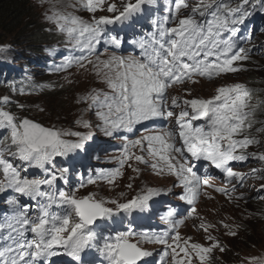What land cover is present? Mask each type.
Instances as JSON below:
<instances>
[{
    "label": "snow or ice",
    "instance_id": "1",
    "mask_svg": "<svg viewBox=\"0 0 264 264\" xmlns=\"http://www.w3.org/2000/svg\"><path fill=\"white\" fill-rule=\"evenodd\" d=\"M153 3L154 0H120L118 5L108 0H75L68 5L73 11L53 9L45 13V19L64 36L71 49L80 53L66 56L57 70L67 71L74 65L91 70L106 86V90L93 89L79 96L76 102L95 109L97 126L105 136H119L125 141L118 158L120 168L134 160L155 175L174 176L173 187L182 189L179 199L192 206L188 212L192 217L201 189L214 187L207 176L194 170L197 162H208L229 183L235 182L231 189L215 188L229 200L244 199L243 193L232 195L246 178L233 170L234 162H264V152L247 151L260 144L253 132L264 135V120L257 118L260 106L251 105L252 94L244 84L220 86L209 98L169 95L176 86L198 84L201 78L212 80L243 70L235 63L248 60V50L238 47L234 37L237 26L251 14L245 7L249 0H242L235 8L225 0H197L194 5L189 0H170L168 15L162 21H153L155 30L147 38L133 41L140 49L139 55L124 56L113 51L102 59L101 48L120 49L124 43L119 35L110 34L108 26L131 21ZM256 3L264 8V0ZM105 8L114 15H95ZM79 10L91 13V19L86 21L76 15ZM169 22L175 26L167 27ZM183 92L185 97L192 95L187 87ZM0 103H9V97L0 98ZM157 121H168L172 126L129 139L128 134L134 135L138 126ZM76 123L86 129L91 127L85 120ZM0 130L8 132L0 138V194L9 190L15 193L6 200L12 215L0 219V264H55L53 258L60 256L70 258L69 264H83L82 253L86 250H94L102 264H147L144 258L153 256V252L143 247L145 244L163 246L157 253L160 264H208L214 249L226 251L211 235L207 237L211 242L208 247L189 243L190 238L184 240L178 231L184 221L174 218V210L161 217L168 226L165 231L137 232L130 220L126 230L112 234L109 228V234H105L98 221L111 223L121 214L133 217L134 213L147 211L154 197L167 193L147 187L126 202L98 200L95 194L77 197L79 188L96 183V179H82L76 189L64 190L58 182L68 184L69 168L57 167L56 160L84 151L92 139L91 132L46 127L3 107ZM137 149L141 154L133 151ZM33 168L43 175L29 176L28 170ZM120 168L101 173L100 178L114 184L123 174ZM133 171L139 173L140 169ZM252 172L254 178L261 173L259 178L264 180V168ZM127 187L131 189L132 184ZM257 192H264V183ZM24 198L34 203L28 204ZM33 209L35 216L30 215ZM199 227L207 232L214 225L201 222ZM228 235L236 236L237 232L229 229ZM247 259L248 264H264L261 258Z\"/></svg>",
    "mask_w": 264,
    "mask_h": 264
},
{
    "label": "rangeland",
    "instance_id": "2",
    "mask_svg": "<svg viewBox=\"0 0 264 264\" xmlns=\"http://www.w3.org/2000/svg\"><path fill=\"white\" fill-rule=\"evenodd\" d=\"M74 2L75 0H33L36 13L40 18L41 24L44 25L46 31L53 32L58 37V40L55 43H52V45L46 47V53L50 61L49 70L47 71L52 73L49 78L44 76L40 77L43 73L42 69L33 70L25 65L23 66L18 63L11 62L15 60L13 59L14 56L19 55L26 49L25 46L17 45L19 40H15L16 37H10L7 42L0 43V59H2L0 66H2V68L5 70L7 67L4 66L2 62H8L11 67L19 68L21 74L26 75V78L30 80H36L37 75H39L37 78L39 85L37 86H61L60 91H68L67 96H65L63 99L66 106L65 109H62V111L57 110L50 106V104L44 103L45 100L41 95H39V92L18 95L17 93L13 92L8 93L6 88H3V86L0 87V98H3L4 96L9 97V103H0V107H3L6 111H10L20 118H28L35 121L38 119H45L49 121L48 123H44L46 127L55 126L56 128L65 131L92 133V139L87 142L84 151L70 155L67 158L58 157L56 160L57 167L69 168L68 175L70 176L81 175V168H84L85 172H87L89 169L93 171V178L96 179V183L86 184L85 187L79 188V191L76 192L77 197L95 194V198L98 200H119L120 202H126L136 194L141 193L142 190L146 189L147 187L163 189L164 192L167 193L166 195L162 194L161 196L154 197L153 200L150 201L149 209L145 212L134 213L133 217H126L121 214V216L114 217L111 223L106 221L99 222L98 226L100 230L107 232L109 228H111L112 234H115L116 231L126 230L127 227L125 223L131 220L132 222L139 221L141 223L140 226H137V232H140L141 227L146 228V225H144L141 220L146 219L150 212H154L152 208L157 203L169 201L175 205V208H170V210H174L176 212V216L174 218L184 221V223L178 229L181 237L184 240H189L190 238L189 243H200L205 247H208L210 246L211 242L208 241L207 237L211 235L215 237L216 240H218L226 249L224 252L219 251V249H214L211 253V258L208 261V264H248L247 258L256 257L264 259V218L262 221L258 220L255 217L252 208L250 207L253 201L257 202L260 200L264 204V199L259 198V196H264V192H257V190L260 188V185L264 183V180L259 178L261 173L257 172L254 178V174L252 172L253 169L264 168V162L250 159L245 162H237V165H235L236 162L234 163L233 166L238 167L234 170L236 172L245 174L246 178L243 186L241 187L237 185V190L236 192L232 193V195L233 197H236L239 196L240 193H243V200H229L227 196L215 191V188L231 189L232 183L235 182L229 183L221 171L219 169H215L214 166H209L208 162H197L194 170L202 177L207 173V178L209 179L210 184H212L214 187L201 189L200 195L195 202L196 211L192 217H189L188 212L191 210L192 206L179 199L182 189L179 187H173V185L176 183V178L174 176L155 175L149 167L136 162L131 164V169L128 168L127 164H125L123 168H120L119 159H117L113 151L107 152L106 156L101 157V159L91 157V152L96 149V146H99L105 141L97 139L98 135H101L102 132L97 126L99 121L96 118L95 109L89 108L87 104H78L76 100L79 96L84 95L93 89L106 90V86L101 82V78L96 76L91 70L85 71L84 69H80L75 65L69 68L67 71L57 70V67L62 64L66 56H78L80 53L71 49V47L66 44L64 36L57 32L54 29V26L45 19V13L50 12L53 9L60 11H73V9L69 8L68 5ZM108 2H115L119 5L120 0H108ZM169 2L170 0H154L153 5L146 6L143 13L135 16L131 21H126L124 23L118 22L111 25L114 30L112 29L113 31H111L110 34L119 35L123 39L124 43L120 49L108 47V52H106L104 48H101L99 50L101 53H103L101 58H106V56L111 55L113 51H115L118 55L124 56L139 55L140 49L135 46L133 41L139 40L141 38H147L148 35L155 30L153 21H162V18L165 15H168L167 7ZM196 2L197 0H189V3L192 5H194ZM225 2H230V6L233 8L237 7L240 3L238 0H225ZM254 4L255 0H252L251 6L248 7L250 10H247L250 13L251 11H254V16L249 17L250 20L246 22L244 31L242 26L245 25V21L237 26L239 30L234 38H238L236 41H241L245 45L249 43V48H254V53L256 55L252 61V64H255L256 66H262V68H264V8H262L257 3L256 6L259 5V7L254 8ZM245 7L247 8V6ZM76 15L81 16L86 21L90 20L92 16L91 13H88L84 10L76 11ZM95 15L97 17L100 15L112 17L114 14L108 13L105 8V11H98ZM134 23L139 24L140 27H137L134 25ZM166 26L174 27L175 24L169 22ZM116 29L119 30L118 33L115 32L117 31ZM122 33H126L127 36L124 37ZM246 35H251L250 39H239V37ZM53 50L55 51L53 52ZM92 58L95 59V57ZM249 64H247L246 60L242 71L222 74L221 76L212 80L201 78L200 83L198 84H188L183 86L191 89L192 95L190 97H185L182 86H176L175 88L170 89L169 95H177L188 99L194 97L209 98L215 94L216 88L220 86L241 83L248 88V86H251L250 76L253 75L252 72H250V68L248 67ZM235 66L241 68V61L236 62ZM10 70L13 72L15 71L11 68ZM9 86L17 85L10 83ZM69 86H71L72 89ZM11 88L15 90V88ZM253 103L254 101H251L252 106ZM18 105H23L24 107L20 108ZM12 106L15 107L14 110L11 109ZM45 107H48L47 113H44ZM41 109H43V111H41ZM77 120L88 121L91 127L87 129L83 128L76 123ZM165 129H168V127L164 121H157L156 123L148 122L146 127L138 126V131L135 132L134 139L139 138L141 135L152 134L153 131H162ZM7 135L8 132L6 130H0V138H4ZM253 135H255L260 141V144L251 146L247 151L257 153L264 152V135H258L255 132H253ZM66 138L73 140L76 139L75 137ZM112 138L113 139L111 140H114V142L122 140L119 136ZM107 144L111 146L112 142ZM133 151L141 154L138 149ZM120 156L121 153L119 157ZM117 168H120V171L123 174L122 176L117 177L114 184H109L105 179L100 178L101 173L107 174V172ZM133 168L140 169V172H134ZM28 175L32 177H40L43 175V173L41 170L33 168L28 170ZM133 177L134 179H130ZM81 180L82 179H79V182H81ZM83 180L85 182L87 181V179ZM130 183L132 184L131 189L127 187V185ZM14 195L15 193L11 192V190L0 194V200L3 196H6V198L0 203L3 204L6 202L7 198ZM106 206L115 207L112 204H107ZM170 210H168V212ZM153 214L154 216H157V213L154 212ZM159 220L163 222L161 219ZM201 222L214 225V227L209 228L208 231L205 232L199 227ZM223 225H228L229 227L225 228ZM167 227L162 231L167 230ZM161 228L162 227L159 226V229ZM229 229L237 232V235H228ZM252 229L257 230L256 243L254 242L253 244L246 247V244H243L242 242H244L243 239L246 238L247 231H251ZM235 239H238L239 241L236 243L237 245L234 244L233 246V240ZM229 242L232 244L234 249L236 247L237 249L235 250H239L240 253H237L239 251L236 252L233 250ZM143 247L153 252V256H151L150 259L158 257L155 260L147 259V263L160 264V256L157 253L161 252L163 246L158 244H145ZM232 250L234 251V254L228 255V252H231ZM235 254H237L238 257H236ZM62 257V261H65L69 264L70 258L64 256ZM82 261L83 264L85 262L89 264H102V258L94 250H86L84 253H82Z\"/></svg>",
    "mask_w": 264,
    "mask_h": 264
},
{
    "label": "trees",
    "instance_id": "3",
    "mask_svg": "<svg viewBox=\"0 0 264 264\" xmlns=\"http://www.w3.org/2000/svg\"><path fill=\"white\" fill-rule=\"evenodd\" d=\"M238 1H240L239 4L242 3V0ZM226 3L230 4V2ZM251 4L252 0H249V4L246 5V10H250L248 7H250ZM257 7H259V5L256 6L255 0L254 8ZM254 14V11H251V14L248 15L244 21H249V17L254 16ZM10 37H16L15 40H19L17 44L18 46L22 45L26 47L22 53L14 56L13 59L15 60L11 62L18 63L23 66L25 65L31 69H42L43 73L40 77L44 76L49 78L52 75L51 72L47 71L49 70L50 61L46 53V47L52 45V43H55L58 40V37L53 32L46 31L44 25L41 24L40 18L36 13L33 0H0V43L7 42ZM246 50L251 53L249 48H246ZM1 61L2 59H0V62ZM2 63L7 67V69L4 70L2 66H0V87L3 86V88H6L8 93L13 92L17 93L18 95H23L39 92V95H41L45 100L44 103L50 104V106L57 110L62 111V109H65L66 106L63 99L65 96H67L68 91H60L61 86H37L39 85L37 82L39 75H37L36 80H30L26 78V75L21 74L19 69H16L14 72L11 71V66L8 62ZM248 67L250 68V72L253 74L250 76V92L252 94L251 101H254L253 107L260 106L257 112V118L264 120V68H262V66H256L252 63H250ZM10 83L17 86H9ZM11 87L15 88V90H13ZM69 87L72 89L71 86ZM47 108L45 107L44 113H47ZM11 109L14 110L15 107L12 106ZM38 120L36 122L41 123L44 126L45 122H49L45 119ZM250 207L252 208L255 217L262 221L264 218V204L260 200L257 202L253 201ZM256 232V229L247 231L246 238L243 239L244 242H242L243 244H246V247L253 244L254 242L256 243ZM233 241L234 246V244L237 245L236 243L239 240L235 239ZM229 244L232 246L230 242ZM233 246V250L237 249L236 247L234 249ZM233 250L228 252V255H233ZM237 253H240V251ZM235 255L238 257L237 254Z\"/></svg>",
    "mask_w": 264,
    "mask_h": 264
},
{
    "label": "clouds",
    "instance_id": "4",
    "mask_svg": "<svg viewBox=\"0 0 264 264\" xmlns=\"http://www.w3.org/2000/svg\"><path fill=\"white\" fill-rule=\"evenodd\" d=\"M248 55H249V59L247 60V64L252 63L253 59L256 57L254 50L253 51L251 50V53L248 52ZM241 64H242L241 69H243L245 65V61H241Z\"/></svg>",
    "mask_w": 264,
    "mask_h": 264
},
{
    "label": "bare ground",
    "instance_id": "5",
    "mask_svg": "<svg viewBox=\"0 0 264 264\" xmlns=\"http://www.w3.org/2000/svg\"><path fill=\"white\" fill-rule=\"evenodd\" d=\"M246 22H248V21H245V23ZM108 27H111V25H109ZM123 35H124V37H126L127 36V34L126 33H122Z\"/></svg>",
    "mask_w": 264,
    "mask_h": 264
}]
</instances>
